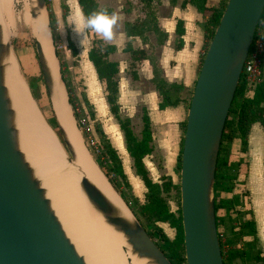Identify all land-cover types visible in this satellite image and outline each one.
<instances>
[{"label": "water", "instance_id": "95a60500", "mask_svg": "<svg viewBox=\"0 0 264 264\" xmlns=\"http://www.w3.org/2000/svg\"><path fill=\"white\" fill-rule=\"evenodd\" d=\"M28 6L31 20L43 11L46 13L45 0H28ZM263 8L264 0H226L199 64L186 109L179 158V210L185 264H223L214 218V169L224 121ZM47 29L49 32L48 17ZM8 46L2 41L0 31V264H85L50 209L18 147L2 81V58ZM34 49L50 98L52 80L36 39ZM52 115L60 136L58 141L72 158L64 132L53 112ZM80 180L102 219L122 233L132 253L153 264H171L133 215V221L118 217L90 183L84 178Z\"/></svg>", "mask_w": 264, "mask_h": 264}, {"label": "trees", "instance_id": "16d2710c", "mask_svg": "<svg viewBox=\"0 0 264 264\" xmlns=\"http://www.w3.org/2000/svg\"><path fill=\"white\" fill-rule=\"evenodd\" d=\"M137 1L141 4L143 16L134 23L124 24L126 35L142 36L143 32L146 31L158 32L150 7L151 0ZM45 2L47 3V0ZM225 2L226 0H217L216 3L210 0H181L180 2L181 7L186 3L191 4L204 18L203 36L205 47L218 23ZM76 3L84 21L93 12L107 10L110 13L109 8L98 7L95 0H76ZM60 8L63 11L62 17H65L64 13L67 10L66 4L61 2ZM47 17L49 32L53 41L55 36L54 18L49 11L47 12ZM182 31L181 21L178 20L174 30L177 35L174 44L176 49L181 46L179 36L182 34ZM66 41L70 53L72 56L75 55L76 50L74 46L68 38ZM112 49L113 46L103 45L99 39L93 36L91 38V46L87 51V59L93 66L96 78L104 85V99L108 111L116 120L121 131L125 150L131 159L133 172L139 177L145 188L143 201L140 202L131 194L115 149L109 144L108 139L98 125L93 123V130L98 139L97 145L100 148V153L96 156V161L109 183L119 194L134 218L155 241V244L166 259L171 264H185L180 210L178 208L176 212L171 211L163 196V194L169 191H174L179 196L178 183H174L169 175L159 176L158 182L152 181L143 165L142 158L149 154L152 149L150 122L145 110L142 108L140 114L141 126L138 133L134 134L130 119L126 116L119 115L118 105L116 103L117 79L115 75L117 73V65L107 58V53ZM124 50H129L130 57L133 60L139 61L145 58L141 49L130 48V42L126 43ZM54 55L59 63V73L66 91L68 103L72 104L69 85L63 77L60 56L57 53H54ZM154 72L156 74V70ZM36 81V78H30L28 81V87L34 98H38ZM153 82L155 90L160 96L157 104L158 109L176 105L181 101L187 109L191 92L187 97L181 98L180 92L183 90L182 84L168 83L158 75L154 76ZM87 114L88 119L93 120V112L90 108ZM48 121L49 124L56 127L53 116ZM255 122L260 124L262 128V165L264 173V80L262 79L252 87L247 88L242 76H240L221 132L213 180L214 218L223 264H230L231 260L235 257L242 258L243 260L249 259L252 262L249 264L257 262L264 264V256L261 255L260 250L256 246L257 238L255 235L253 215L250 208L246 207L248 197L247 192L243 189L246 160L243 156L231 151V143L236 139L239 143L237 151L239 153L244 152L248 130L250 125ZM179 126L183 133L184 121ZM80 129L84 136L88 135L85 127H80ZM181 141L182 137L180 138L179 151L176 155L175 169L177 171H179ZM117 179L127 188V193L118 190L116 184ZM132 202L134 205H131ZM158 223H167L169 227L173 228L174 236L172 239H169L165 235L161 227L157 225ZM219 226L222 227L221 231L227 243L226 247L223 246V242L218 236L220 233Z\"/></svg>", "mask_w": 264, "mask_h": 264}, {"label": "crops", "instance_id": "0c3cea01", "mask_svg": "<svg viewBox=\"0 0 264 264\" xmlns=\"http://www.w3.org/2000/svg\"><path fill=\"white\" fill-rule=\"evenodd\" d=\"M106 1V6L96 4L98 7L109 8V14L114 12L119 16V20L113 29L114 38L108 42L103 41L92 30L86 31L83 29L84 20L77 3L74 5L70 4L69 0L62 1L67 7L65 16L68 7L70 9L67 19L71 27L68 34L65 33L63 37L60 34L58 36L56 33L57 38L61 40L64 46L62 52L64 57L62 56L60 59L61 68L65 70L64 72L69 71L76 74L75 78L77 80L85 79L86 98L84 101L90 105L93 112V120L91 121L98 125L108 139L109 144L115 149L129 190L140 201L138 196L142 195L143 197L145 188L139 177L133 172L131 159L125 150L121 131L116 120L108 111L104 99V85L96 78L93 66L87 59L91 38L94 36L103 45L113 46V49L107 53V58L117 65L115 75L117 79L116 103L119 115L130 119L134 134L138 133L137 131L141 126L140 114L142 108L148 116L152 149L149 154L142 158V162L151 180L158 182L159 176H170L173 173L172 169L179 151V141L182 137L179 124L185 120L186 108L181 101L176 105L158 109L157 104L160 96L155 90L153 79L154 76L158 75L168 83L182 84L181 98L190 95L205 49L204 18L189 3L181 7V0H151L150 7L158 32L146 31L143 32L142 36H128L124 31V24L134 23L143 16L141 4L137 0ZM210 1L216 3L217 0ZM73 6L78 9L80 14L78 26L76 24L78 29H74ZM178 20L181 21L183 31L179 36L181 46L176 49L174 44L177 35L174 30ZM75 30L82 31V33ZM67 38L76 50L73 56L70 49L67 48ZM127 42H130L131 49H141L145 58L139 61L133 60L130 57L129 50H124ZM70 56L72 59H69ZM154 70H156V74ZM261 73L264 80V56L261 63ZM238 148V140L234 139L231 143V151L238 153L246 160L243 182V189L247 192L248 197L246 207L250 208L253 215L257 238L256 246L261 255L264 256L263 137L260 124L255 122L250 125L244 152L239 153Z\"/></svg>", "mask_w": 264, "mask_h": 264}, {"label": "bare ground", "instance_id": "6f19581e", "mask_svg": "<svg viewBox=\"0 0 264 264\" xmlns=\"http://www.w3.org/2000/svg\"><path fill=\"white\" fill-rule=\"evenodd\" d=\"M11 1L0 0L1 39L6 43V33L13 26ZM21 23L30 29L34 40H38L42 47L52 80L51 110L72 151V158L67 160L55 133L27 89L13 48L8 46L2 58V81L12 110L18 147L32 168L50 209L85 264H153L131 252L122 233L102 219L90 194L81 184L80 179L84 178L118 217L133 221L124 201L89 156L74 124L64 85L59 78L46 13L43 11L37 19L30 20L29 9L25 10Z\"/></svg>", "mask_w": 264, "mask_h": 264}, {"label": "rangeland", "instance_id": "374dc122", "mask_svg": "<svg viewBox=\"0 0 264 264\" xmlns=\"http://www.w3.org/2000/svg\"><path fill=\"white\" fill-rule=\"evenodd\" d=\"M69 1H70V4L76 5L75 0H69ZM95 1L98 4V6L107 5V3H105L107 2L106 0H95ZM11 2H12L11 11H12V17H13V26H12L13 28L10 27V31L6 33V41L9 47L13 48L14 55L18 61L19 68L23 74V77L27 85H28V81L30 78L37 79L36 85L38 89V98H34V97L33 98L37 102L45 121L50 126V128L53 130L58 140H60V136L58 134L57 128L49 124V121H48L53 115H52V110L50 106V100L46 92V89H45V86L42 80V76L39 70V66L36 60V56H35L34 37L32 36L30 29L27 26H25L23 23H21L22 15L24 14L25 10L29 9L28 0H12ZM61 2H62L61 0L60 1L56 0V3H55V0H47V3H46V13L49 11L52 14V17L54 18V27H55L54 40L52 41V39L50 38V41L53 46L54 53H57L60 56V59L63 56L62 52L64 50V46L61 40L57 38V35L59 36L60 34L63 37L65 33L68 34V32L70 31V27H71L70 22L67 19V15L69 14L70 9L68 7L67 15L65 17H62L61 15L63 11L61 8H59L60 6L59 3ZM73 15L74 16L72 17L75 22V25H74V29H75L77 28L78 22L80 19L79 17L80 14L78 13V9H76L75 6H73ZM64 18H65V22H64ZM69 59H72V57L70 56ZM57 63H58V60H57ZM64 71L65 70H63V77H64V80L68 83L69 89H70V100L72 101V104H69V107H70V111L74 119V124L80 133L81 140H82V143L86 151L88 152L89 156L94 161V163H96L98 166L99 164L96 161V156L98 154L94 151L93 145L90 143L91 141L96 142L98 141V139L93 130V123L90 119H88L87 111L91 107L84 101L86 98V85L84 84L85 79L81 78L80 80H77L75 78V76H77L76 74H73L69 71L67 72H64ZM80 119L85 120V124H86L85 127H87V134H88L87 136H84L81 132V129L79 127ZM62 148L65 152V155L71 159V155L68 153V151L65 149L63 145H62ZM175 164H176V161H175ZM175 164L172 169L173 173L170 175V178L174 183H178L179 171L175 169ZM98 168L101 170L99 166ZM116 184L118 186V190L122 191L123 193H127V190H126L127 188L120 182V180L117 179ZM163 196L169 206V209L173 212H176L177 209L179 208V196L177 195V193L174 191H169L163 194ZM138 198L140 199V202L143 201L142 195H139ZM131 205H134L133 202ZM157 225L161 227L162 231L165 233V235L169 239L173 238L174 230L173 228L169 227L167 223H158ZM221 228H222L221 226L218 227V229H220L219 234L224 235L223 232L221 231ZM221 241L223 242V246L226 247L227 243L225 242L224 238ZM249 263H252L249 259L243 260L242 258H237V257L233 258L230 262V264H249ZM256 264H262V263L258 262Z\"/></svg>", "mask_w": 264, "mask_h": 264}, {"label": "built area", "instance_id": "2783aa9c", "mask_svg": "<svg viewBox=\"0 0 264 264\" xmlns=\"http://www.w3.org/2000/svg\"><path fill=\"white\" fill-rule=\"evenodd\" d=\"M264 56V10L261 12L253 33L251 43L248 47L245 60L243 62L241 75L245 86L247 88L252 87L255 83L262 80L261 63ZM85 120H79V127H85ZM87 131V127H85ZM93 145L94 151L99 154L100 148L97 145V141L90 142ZM221 240L224 236L218 234Z\"/></svg>", "mask_w": 264, "mask_h": 264}, {"label": "clouds", "instance_id": "9594fccd", "mask_svg": "<svg viewBox=\"0 0 264 264\" xmlns=\"http://www.w3.org/2000/svg\"><path fill=\"white\" fill-rule=\"evenodd\" d=\"M119 16L117 13L109 14L107 10L93 12L86 17L83 23L84 30H92L103 41L108 42L114 38V26L117 24ZM77 31V30H75ZM82 33V31H77Z\"/></svg>", "mask_w": 264, "mask_h": 264}]
</instances>
